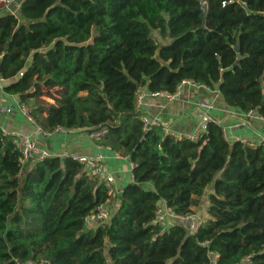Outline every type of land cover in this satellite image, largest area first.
I'll return each mask as SVG.
<instances>
[{
    "label": "trees",
    "instance_id": "trees-1",
    "mask_svg": "<svg viewBox=\"0 0 264 264\" xmlns=\"http://www.w3.org/2000/svg\"><path fill=\"white\" fill-rule=\"evenodd\" d=\"M0 78L35 129L102 127L97 143L134 166L88 227L103 183L72 158L20 164L0 127V264H264V146L229 143L215 119L196 141L143 130L136 107L139 88L187 78L264 117V0H22L0 13ZM210 185L195 234L153 224L162 201L195 214Z\"/></svg>",
    "mask_w": 264,
    "mask_h": 264
},
{
    "label": "crops",
    "instance_id": "crops-1",
    "mask_svg": "<svg viewBox=\"0 0 264 264\" xmlns=\"http://www.w3.org/2000/svg\"><path fill=\"white\" fill-rule=\"evenodd\" d=\"M21 2L22 0H15V11L18 10ZM1 12L4 11L1 10ZM7 83L0 79L1 129L34 137L39 148L50 154L59 156L100 154L104 158L105 165L114 174L117 190H121L132 182L130 162L126 158H117L108 148H99L96 141L88 137L86 131H57L46 134L35 129L33 124L27 122L19 112L17 97L3 90V86ZM201 100L212 104V108L207 110L208 116L222 125L225 138L229 143L240 141L251 146H264V119L257 118L256 111L254 117L246 118L243 111L226 105L217 89L184 87L179 98L173 101L145 96L139 108L141 113L144 112L159 119L173 134L188 136L205 113L197 106ZM210 193H212V186L206 189L203 198ZM207 206L208 201L205 208Z\"/></svg>",
    "mask_w": 264,
    "mask_h": 264
},
{
    "label": "built area",
    "instance_id": "built-area-1",
    "mask_svg": "<svg viewBox=\"0 0 264 264\" xmlns=\"http://www.w3.org/2000/svg\"><path fill=\"white\" fill-rule=\"evenodd\" d=\"M15 0H0V11L3 10L4 12L14 13L15 12ZM1 79V78H0ZM2 80V79H1ZM184 87H188L190 89H209L202 83H198L192 79H182L176 86L173 92H166V91H149L143 87L139 88L136 93V107L140 111L139 104L143 100L145 96H149L152 98H160L166 101H173L179 98L181 91ZM143 88V89H142ZM198 108L205 111L203 116L200 118V121L195 126L193 132L188 136H179L173 134L169 127L164 125L159 119L148 115L147 113H141L140 111V119L142 122L143 130H149L152 126H162L163 131L165 134H169L175 138L185 137L188 140L196 141L199 137L205 132L206 125L208 121L212 120L208 116L207 110L212 108V104L208 101L201 100L197 103ZM17 108L21 115L30 123L33 122V118L30 115L29 108L22 104L18 103ZM246 118L254 117L255 110H249L247 112H243ZM257 118L264 119L263 116L256 114ZM5 135H10L13 137V144L15 145L16 149L18 150L20 157L19 162L20 164L26 163L29 159L36 158L37 160L50 157V156H58L62 158H72L73 160L78 161L81 165H83L86 169L87 176L91 178L99 179L104 187L107 190V195L109 199L107 202L87 218L86 224L88 223H97L103 222L107 220L110 216V210L108 207L110 199L118 194H120L121 190H117L115 188V177L112 171L105 165L104 158L100 154L95 155H67L64 154L62 156L50 154L46 150H42L39 148L36 140L32 136L23 135L18 132H10L5 129H2ZM61 131V132H72L74 129H63V127H57L54 132ZM53 132V133H54ZM48 134V133H47ZM51 134V133H49ZM88 137L96 141V143L106 134V130L100 127L99 130L87 132ZM99 148H103L104 146L98 144ZM251 146V145H249ZM255 146V145H254ZM115 154V153H114ZM117 158H121L118 154H115ZM123 158V157H122ZM133 164L130 163L131 170L133 169ZM132 174V173H131ZM131 181H133V175H131ZM178 221H185L187 222V228L191 234H195L198 229L204 223V217L199 215V213L191 214L185 217L179 216L173 212V210L166 206L165 202L162 201L155 212V218L153 224L158 225L163 231L167 230L168 228L174 226ZM32 264V263H28ZM39 264H45L41 262Z\"/></svg>",
    "mask_w": 264,
    "mask_h": 264
},
{
    "label": "rangeland",
    "instance_id": "rangeland-1",
    "mask_svg": "<svg viewBox=\"0 0 264 264\" xmlns=\"http://www.w3.org/2000/svg\"><path fill=\"white\" fill-rule=\"evenodd\" d=\"M151 34L152 36L156 39V41L158 43H169L171 39H166V38H163L158 31L156 30H152L151 31ZM43 99L47 100V101H50V99L46 96L43 97ZM208 187H211L208 186ZM114 197H112L110 200V206L112 207V205L114 204ZM206 201H207V196H205L203 199H202V203L199 205V207L197 209L194 210V213H199V215L205 217L206 216V210H207V207L205 208V205H206ZM95 225V223H88L87 226L88 227H93Z\"/></svg>",
    "mask_w": 264,
    "mask_h": 264
},
{
    "label": "water",
    "instance_id": "water-1",
    "mask_svg": "<svg viewBox=\"0 0 264 264\" xmlns=\"http://www.w3.org/2000/svg\"><path fill=\"white\" fill-rule=\"evenodd\" d=\"M234 50L236 51V53H237V59H236V61L234 62V65H236L237 63H238V60L241 58V56H240V53H239V47L238 46H235L234 47ZM264 98V97H263ZM40 134H41V132H40Z\"/></svg>",
    "mask_w": 264,
    "mask_h": 264
}]
</instances>
